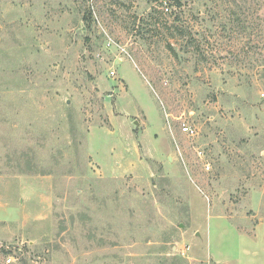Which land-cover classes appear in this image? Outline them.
<instances>
[{"label":"rangeland","instance_id":"1","mask_svg":"<svg viewBox=\"0 0 264 264\" xmlns=\"http://www.w3.org/2000/svg\"><path fill=\"white\" fill-rule=\"evenodd\" d=\"M21 257L264 264V0H0V264Z\"/></svg>","mask_w":264,"mask_h":264},{"label":"trees","instance_id":"2","mask_svg":"<svg viewBox=\"0 0 264 264\" xmlns=\"http://www.w3.org/2000/svg\"><path fill=\"white\" fill-rule=\"evenodd\" d=\"M156 1V0H150ZM2 254L5 256L4 260H8V257L11 256L10 251H2ZM18 264H29V260L26 257H21L18 259Z\"/></svg>","mask_w":264,"mask_h":264},{"label":"built area","instance_id":"3","mask_svg":"<svg viewBox=\"0 0 264 264\" xmlns=\"http://www.w3.org/2000/svg\"><path fill=\"white\" fill-rule=\"evenodd\" d=\"M182 131L190 136L194 135V130L191 127L183 126ZM10 262V260H8Z\"/></svg>","mask_w":264,"mask_h":264}]
</instances>
